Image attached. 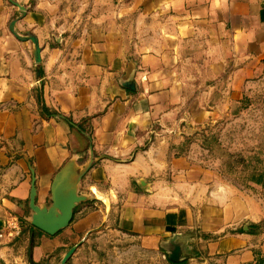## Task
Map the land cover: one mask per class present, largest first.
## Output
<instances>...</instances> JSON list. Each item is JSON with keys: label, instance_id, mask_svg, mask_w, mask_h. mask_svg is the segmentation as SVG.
Returning a JSON list of instances; mask_svg holds the SVG:
<instances>
[{"label": "crops", "instance_id": "obj_1", "mask_svg": "<svg viewBox=\"0 0 264 264\" xmlns=\"http://www.w3.org/2000/svg\"><path fill=\"white\" fill-rule=\"evenodd\" d=\"M15 1L41 62L0 0V227L12 214L30 242L33 180L50 205L70 161L89 198L56 234L36 227L31 258L0 239V260L61 264L81 243L72 264H97L109 241V264L176 247L180 264H264V151L230 163L235 181L204 145L264 71V0Z\"/></svg>", "mask_w": 264, "mask_h": 264}, {"label": "rangeland", "instance_id": "obj_2", "mask_svg": "<svg viewBox=\"0 0 264 264\" xmlns=\"http://www.w3.org/2000/svg\"><path fill=\"white\" fill-rule=\"evenodd\" d=\"M242 107L244 108L242 113H239L235 118L224 121V123L220 125L223 130V133L219 135L220 141L217 137V133L210 135L208 138L210 141L208 145L213 149L214 156L219 158L222 162L221 168L223 172L235 181H239L247 174L248 170L245 169L242 164L235 163L234 166H231L230 163L234 162L235 159L241 160L242 156L247 158V160L256 156L260 157L264 151V71L260 77L253 81L252 86L246 92ZM196 151L198 153V150ZM82 192H85V190L82 189ZM31 212L30 209H27V213ZM6 220L7 217L0 227V231L3 226H5ZM28 235L27 232L23 240L19 241L18 238L22 236L21 226L20 235L11 239H0H7L8 244L16 242L13 253H15V255L17 254L20 258L27 259L31 258L34 249L31 243L33 242L36 244L37 241L35 236L32 242L31 240L28 242ZM109 243V241H103L101 244H98L96 255L100 258V261L97 264H109L108 261H105L107 256L106 253L110 248ZM90 247L91 249H95L97 248V244L94 242V244H90ZM73 255L66 264H72ZM0 264L6 263L0 260ZM14 264H19V262ZM86 264L92 263L86 262ZM130 264H160V262L157 259H152L149 255H145L141 258L135 256Z\"/></svg>", "mask_w": 264, "mask_h": 264}, {"label": "water", "instance_id": "obj_3", "mask_svg": "<svg viewBox=\"0 0 264 264\" xmlns=\"http://www.w3.org/2000/svg\"><path fill=\"white\" fill-rule=\"evenodd\" d=\"M19 7L20 16L11 23L12 32L20 39L31 40L34 44V56L37 63L41 62L40 45L38 39L34 35L21 36L15 29L18 19L26 15L27 8L18 1L10 0ZM90 166V165H89ZM74 161L68 162L56 175L52 185V197L50 205H39L36 203V186L35 179L32 183L30 195V208L32 216L30 222L33 226L39 228L47 234L54 235L61 229L67 227L73 219L74 209L78 203L86 201L87 195L78 194V183L82 174H78ZM89 168V167H88ZM81 243L71 247L61 259V264H66L71 256L76 252ZM169 258L177 262L180 259V249L176 247Z\"/></svg>", "mask_w": 264, "mask_h": 264}, {"label": "built area", "instance_id": "obj_4", "mask_svg": "<svg viewBox=\"0 0 264 264\" xmlns=\"http://www.w3.org/2000/svg\"><path fill=\"white\" fill-rule=\"evenodd\" d=\"M21 234V224L19 219L12 215L8 214L5 226L0 231V238H14Z\"/></svg>", "mask_w": 264, "mask_h": 264}, {"label": "trees", "instance_id": "obj_5", "mask_svg": "<svg viewBox=\"0 0 264 264\" xmlns=\"http://www.w3.org/2000/svg\"><path fill=\"white\" fill-rule=\"evenodd\" d=\"M41 73V71H40ZM43 112L47 115H53L54 112L50 111V109L48 107H46L45 105L43 106ZM210 143L209 139H206V141L204 142V145L207 147V148H210V146L208 145ZM32 228H31V242L35 239V229H37L35 226L33 225H30ZM38 230V229H37ZM32 246H35V244L32 242L31 243ZM33 264H37L35 262L32 261ZM169 264H180L179 262H174L172 260H169Z\"/></svg>", "mask_w": 264, "mask_h": 264}]
</instances>
